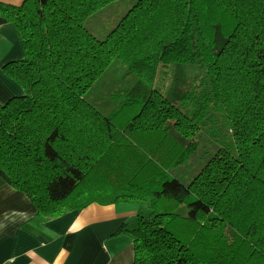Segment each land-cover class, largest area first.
Instances as JSON below:
<instances>
[{
    "label": "trees",
    "instance_id": "trees-1",
    "mask_svg": "<svg viewBox=\"0 0 264 264\" xmlns=\"http://www.w3.org/2000/svg\"><path fill=\"white\" fill-rule=\"evenodd\" d=\"M120 1L98 38L87 21ZM0 16L24 51L3 66L24 93L0 103V177L42 221L134 203L133 264H264V0H25ZM114 61L136 80L103 112L87 94ZM202 133L213 154L185 185L171 171Z\"/></svg>",
    "mask_w": 264,
    "mask_h": 264
},
{
    "label": "crops",
    "instance_id": "crops-1",
    "mask_svg": "<svg viewBox=\"0 0 264 264\" xmlns=\"http://www.w3.org/2000/svg\"><path fill=\"white\" fill-rule=\"evenodd\" d=\"M24 1L0 0L14 6ZM23 56L18 30L0 16V103L24 93L3 71ZM139 209L93 203L42 221L30 199L0 177V264H133V242L120 230L136 223Z\"/></svg>",
    "mask_w": 264,
    "mask_h": 264
},
{
    "label": "rangeland",
    "instance_id": "rangeland-1",
    "mask_svg": "<svg viewBox=\"0 0 264 264\" xmlns=\"http://www.w3.org/2000/svg\"><path fill=\"white\" fill-rule=\"evenodd\" d=\"M132 1L134 2V0ZM130 5L131 4H126L125 1H120L116 5L111 4L107 6L105 9H102L90 17L87 21L88 28L98 38H104L105 31L101 29V26L106 25L112 27L115 25V21L119 16V11H124L127 7H131ZM163 70L164 69H161L162 72H164ZM135 80L136 77L133 74L129 75V71L124 65L119 61H114L89 91L87 94L88 99L92 101L95 107L100 111L106 112V110L108 111V109L115 105L112 99L114 91L130 89ZM160 81L164 84L169 83L168 77H161ZM207 142L208 138L202 133L199 150L191 157L187 164L171 171V175L183 184H189L198 173L200 165H204L213 154L211 152L212 154L208 153L204 155V152H207V150H204L205 147L208 148ZM176 211H179V209ZM180 211H185V208L180 207Z\"/></svg>",
    "mask_w": 264,
    "mask_h": 264
}]
</instances>
